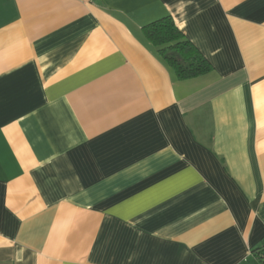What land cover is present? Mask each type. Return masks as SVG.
<instances>
[{
	"label": "crops",
	"instance_id": "crops-1",
	"mask_svg": "<svg viewBox=\"0 0 264 264\" xmlns=\"http://www.w3.org/2000/svg\"><path fill=\"white\" fill-rule=\"evenodd\" d=\"M263 261L264 0H0V264Z\"/></svg>",
	"mask_w": 264,
	"mask_h": 264
},
{
	"label": "trees",
	"instance_id": "trees-1",
	"mask_svg": "<svg viewBox=\"0 0 264 264\" xmlns=\"http://www.w3.org/2000/svg\"><path fill=\"white\" fill-rule=\"evenodd\" d=\"M142 33L178 80L196 78L212 70L196 47L185 39L171 16L145 25Z\"/></svg>",
	"mask_w": 264,
	"mask_h": 264
},
{
	"label": "built area",
	"instance_id": "built-area-1",
	"mask_svg": "<svg viewBox=\"0 0 264 264\" xmlns=\"http://www.w3.org/2000/svg\"><path fill=\"white\" fill-rule=\"evenodd\" d=\"M261 264H264V261Z\"/></svg>",
	"mask_w": 264,
	"mask_h": 264
}]
</instances>
